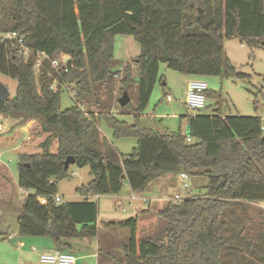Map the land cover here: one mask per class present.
Listing matches in <instances>:
<instances>
[{
  "label": "trees",
  "instance_id": "1",
  "mask_svg": "<svg viewBox=\"0 0 264 264\" xmlns=\"http://www.w3.org/2000/svg\"><path fill=\"white\" fill-rule=\"evenodd\" d=\"M9 32H17L18 39L2 37ZM120 34L141 45L137 81L131 66L121 70L116 61L114 41ZM233 39L250 48L263 46L264 0H0V73L18 81L16 94L0 100V113L18 118L20 125L35 120L31 134L46 136L43 152L18 159V184L33 190L18 217L20 234L49 236L59 250L70 248L68 239L99 233L98 202L88 196L117 195L126 185L135 194L171 173L204 174L209 184L203 193L173 199L158 211L167 224L155 236L139 234L147 210L105 224L128 236L121 261L264 264V235L249 234V208L264 203V118L224 114L222 94L208 89L216 108L188 116L191 136L141 124L161 64L186 75L246 76L226 53L224 43ZM36 52L71 57L64 63L68 70L57 75L48 60L37 70ZM55 79L56 91L49 87ZM134 82L137 105L130 101L123 106L127 111H119L117 87L124 93ZM63 90L71 91L75 102L65 110ZM127 115L134 121L122 118ZM101 121L114 138L135 137L133 151L124 154L112 145ZM54 143L57 150L51 152ZM69 156L77 167H88L92 179L77 188L83 200L57 203L60 182L71 176L64 163Z\"/></svg>",
  "mask_w": 264,
  "mask_h": 264
},
{
  "label": "rangeland",
  "instance_id": "2",
  "mask_svg": "<svg viewBox=\"0 0 264 264\" xmlns=\"http://www.w3.org/2000/svg\"><path fill=\"white\" fill-rule=\"evenodd\" d=\"M224 46L236 69L246 74V76L238 78L186 75L170 69L166 64H161L160 79L154 87L147 109L141 116V124L160 130H182L186 133L188 116L198 112L189 109L186 105L187 84L189 80L198 78L207 82L210 91H217L222 94L223 103L220 107L224 114L259 115L264 118V47L250 48L238 39L226 40ZM114 55L121 70L131 66L132 77L137 81L140 78V67L137 61L141 55L140 43L130 35H116ZM120 77H122V72ZM161 77H164L162 81ZM0 83L8 88L11 97L16 94L18 87L16 79L0 73ZM117 86H119V83ZM117 90L116 95L119 99L123 92L119 91V87H117ZM127 91L131 97L132 105L136 106L139 99L138 83L129 84ZM168 95L172 96V101L167 100ZM74 104L72 92L63 90L61 93V109L65 110ZM117 106L116 108L119 111H127L119 102ZM116 108L114 111H117ZM214 108H216V99L207 97L205 108L201 112L210 114ZM122 118L129 122L134 121L132 116L127 115ZM19 121L18 118L0 113V126H2L0 127V228L7 221L11 234L16 231L17 213L21 210L26 195L25 190L18 184L19 156L24 153L43 152L41 143L46 138L45 134L39 136L31 134V127L38 124L37 121L34 120L31 126L25 125L23 127H21ZM99 127L102 134L121 153H131L136 147L137 139L135 137L114 138L112 129L103 121L99 123ZM50 150L55 152L57 144H52ZM70 173V178L60 182L59 193L65 200L74 201L77 198L76 190L78 186L89 183L92 175L88 167L79 168L75 164L70 166ZM186 182L189 185L188 189H185L181 183L180 174L171 173L162 176L151 181L144 191L135 193L137 199L133 201L131 197L134 193L126 185L117 195H104L101 200L100 219L108 220L106 215L109 211L118 213L122 219L134 216L137 213L134 212L135 206L137 204L145 205L146 203H143L142 198L146 197L151 199L152 204L153 215L148 217L151 224L146 223L149 226L151 225V228L147 229L146 224H144L145 226L142 227L141 232L139 230V234L142 237L155 236L167 224L154 212V208L158 206L157 200L163 198L165 199L164 203L167 205L175 199L178 193L182 199L187 198L190 193H203L209 184V177L204 174H188ZM27 192L33 193V190ZM120 196L124 198H122L123 206L121 208L114 205ZM113 198H116L115 203H112ZM249 215L252 221L249 225V234L257 236L261 233L264 235V203H252L249 208ZM14 246L16 247V244L13 240L9 237L3 239V235L0 234V264L5 263ZM120 250L122 251V248H119Z\"/></svg>",
  "mask_w": 264,
  "mask_h": 264
},
{
  "label": "crops",
  "instance_id": "3",
  "mask_svg": "<svg viewBox=\"0 0 264 264\" xmlns=\"http://www.w3.org/2000/svg\"><path fill=\"white\" fill-rule=\"evenodd\" d=\"M32 122H34V120H29L25 124L21 125V127L25 125L31 126ZM187 127H188V119H187ZM127 186L130 189L129 185ZM79 187L80 186H78V188ZM25 192L27 195L28 192L27 191ZM58 194L60 195V193ZM103 197L104 195L88 196L89 199L95 200L98 202V207H99V214H98L99 233L98 235L96 237H91V238L87 237V238L68 239L67 242L70 244V248L68 247V248L63 249L66 252L74 253L76 255L77 257L76 264H124L121 261L122 251L120 250L121 251L120 252L119 248L121 249L122 246L128 242V236L127 234L122 232L117 226H106L105 225L107 222H113V221L117 222V221L122 220V217L118 215V213H112L111 211H109V213L106 215L108 220L100 219L101 200L103 199ZM84 198L85 196L77 192L76 201L83 200ZM122 198L123 196L118 197L117 201L118 199H121V202H122L124 199ZM62 199L63 201H66L64 197H62ZM115 199L116 198H113L112 203L116 202ZM148 200L149 202L146 203L145 205L137 204L134 208V212H137V213H139L142 210L148 211L147 213L141 214L140 216V232L142 230V227L145 226L144 224L148 222L150 223V221L148 220V217L153 215L151 199H148ZM157 202H158V206L154 208L155 214H157L159 210L163 209L166 206V204L164 203L165 199L163 198H159ZM46 203H47V200H46ZM114 205L117 207L116 203ZM122 206H123V202H122ZM22 207H21V210H22ZM21 210L18 211L17 213L16 231L12 232L11 234L10 226L8 225L9 223L7 221H5L4 225H2L0 228V234L3 235V239H6V237H9V239L13 240L14 243L16 244V247L14 246L12 248L11 255L7 257V260L5 261L4 264H47V263H43L40 261V257H39L40 254L43 252L57 250L59 247L54 242V239H52L49 236L39 237V236L21 235L19 232V225H18V217L21 213ZM137 213H135V215ZM146 228L150 229L151 225L149 226L146 224ZM146 228L145 230H147Z\"/></svg>",
  "mask_w": 264,
  "mask_h": 264
},
{
  "label": "built area",
  "instance_id": "4",
  "mask_svg": "<svg viewBox=\"0 0 264 264\" xmlns=\"http://www.w3.org/2000/svg\"><path fill=\"white\" fill-rule=\"evenodd\" d=\"M2 37L4 39H18V34L17 32H9L6 34H3ZM19 43H22V39H19ZM25 58L29 57V49H25ZM36 63L35 67L37 70H40L43 66V62L45 60H48L51 68L57 73V75L60 74L61 69L65 66L64 63L67 61L68 56L67 55H62L61 58H56V59H51L45 52H36ZM64 70L67 71L68 68L64 67ZM116 79H119L120 76L117 74L115 75ZM57 79H55L51 84H50V89L56 91L57 90ZM208 90V84L206 81L198 78V79H193L189 81L187 85V95H186V105L189 107L191 110H200L205 108L206 105V91ZM168 101H172V96L168 95L167 97ZM191 138H188V141H191ZM188 178V173L183 172L180 174V179L181 183L183 184L185 189L189 188L188 183L186 182V179ZM181 195L178 193L175 196L174 200L181 199ZM56 202L61 203L63 202L62 197L60 195H56ZM132 201L136 200V194H133L131 197ZM41 203L45 204L46 199L45 198H40ZM142 201L144 203H148L149 200L147 198H142ZM117 207H122V202L121 199H118L116 202ZM125 210V208H123ZM40 261L43 263L47 264H76L77 257L74 253L66 252L63 250H54V251H48V252H43L40 254Z\"/></svg>",
  "mask_w": 264,
  "mask_h": 264
},
{
  "label": "water",
  "instance_id": "5",
  "mask_svg": "<svg viewBox=\"0 0 264 264\" xmlns=\"http://www.w3.org/2000/svg\"><path fill=\"white\" fill-rule=\"evenodd\" d=\"M262 45L264 46V41H263ZM70 59H71V57H69L67 59V61ZM9 97H10V92H9L8 88L6 86H4L2 83H0V100H5ZM130 101H131V97H130L128 91H125L123 93V95L118 99V102L121 106H126ZM186 134L189 136L192 135V130L190 129L189 125L186 129ZM64 163H65V166L67 168L70 167V165L75 164V157L74 156L67 157V159L65 160Z\"/></svg>",
  "mask_w": 264,
  "mask_h": 264
}]
</instances>
